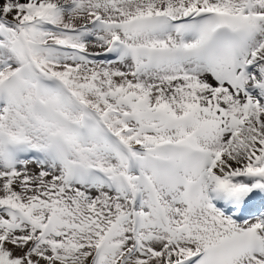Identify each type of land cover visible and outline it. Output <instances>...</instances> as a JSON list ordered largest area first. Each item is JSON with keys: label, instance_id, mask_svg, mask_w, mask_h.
Instances as JSON below:
<instances>
[{"label": "snow or ice", "instance_id": "6c2138e0", "mask_svg": "<svg viewBox=\"0 0 264 264\" xmlns=\"http://www.w3.org/2000/svg\"><path fill=\"white\" fill-rule=\"evenodd\" d=\"M0 264H264V0H0Z\"/></svg>", "mask_w": 264, "mask_h": 264}]
</instances>
